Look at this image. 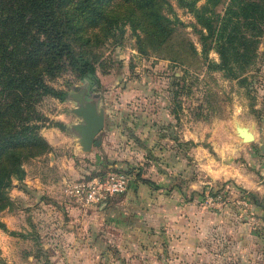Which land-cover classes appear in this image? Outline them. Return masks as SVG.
Returning <instances> with one entry per match:
<instances>
[{"label": "rangeland", "instance_id": "rangeland-1", "mask_svg": "<svg viewBox=\"0 0 264 264\" xmlns=\"http://www.w3.org/2000/svg\"><path fill=\"white\" fill-rule=\"evenodd\" d=\"M166 2L171 30L164 40L118 24L83 31L84 41L73 43L99 83L65 72L49 84L70 99L38 102L46 119L41 136L62 121L69 127L59 129L65 141L51 147L52 157L27 159L23 178L12 181L0 212V264H264V28L255 57L231 79L207 68L217 55L203 54L183 4L203 0ZM78 92L103 115L99 144L88 151L70 127L81 122L71 111ZM236 127L255 138L242 141ZM157 166H165L163 179ZM239 168L261 180L260 192L233 183ZM107 172H122L128 184L101 204L79 206L62 191L64 180ZM216 194L218 203H203Z\"/></svg>", "mask_w": 264, "mask_h": 264}, {"label": "trees", "instance_id": "trees-1", "mask_svg": "<svg viewBox=\"0 0 264 264\" xmlns=\"http://www.w3.org/2000/svg\"><path fill=\"white\" fill-rule=\"evenodd\" d=\"M223 1L203 0L199 7L183 4L194 18L201 51L217 55V62L208 61L207 68L240 79L256 55L264 0L220 4ZM165 4L166 0H0V212L10 203L12 181L24 176L23 163L51 150L39 133L46 119L37 104L45 96L70 98L66 89L49 82L69 72L77 80L99 83L93 62L73 43L84 41L83 31H107L118 24L164 40L171 30V20L162 12ZM65 86L72 88L69 82ZM54 126L65 128L61 123ZM135 178L158 188L138 174Z\"/></svg>", "mask_w": 264, "mask_h": 264}, {"label": "built area", "instance_id": "built-area-1", "mask_svg": "<svg viewBox=\"0 0 264 264\" xmlns=\"http://www.w3.org/2000/svg\"><path fill=\"white\" fill-rule=\"evenodd\" d=\"M128 184L126 175L120 172H107L104 176H92L87 179L64 180L63 193L72 198L79 206L101 204L108 196L123 192ZM220 196H205L203 203L207 206L218 203Z\"/></svg>", "mask_w": 264, "mask_h": 264}, {"label": "water", "instance_id": "water-1", "mask_svg": "<svg viewBox=\"0 0 264 264\" xmlns=\"http://www.w3.org/2000/svg\"><path fill=\"white\" fill-rule=\"evenodd\" d=\"M78 90V87H74L73 90ZM71 95L69 94V98ZM73 98L77 102V106L72 108L71 111L81 122L72 124L70 127L77 133V144L83 151H88L91 146H97L99 141L96 139L97 133L101 130L103 125V115L97 111L94 103L89 101H82L83 92H78L77 95H73ZM237 135L242 141H252L253 135L245 127H236ZM264 229V215L261 217Z\"/></svg>", "mask_w": 264, "mask_h": 264}, {"label": "crops", "instance_id": "crops-1", "mask_svg": "<svg viewBox=\"0 0 264 264\" xmlns=\"http://www.w3.org/2000/svg\"><path fill=\"white\" fill-rule=\"evenodd\" d=\"M68 100V99H67ZM61 117V116H59ZM61 119V118H60ZM59 121H62V120H59ZM65 127L68 126L69 127V124H66L65 121H62L61 122ZM48 130H46V132H43V137L44 139L47 141V143L53 148L55 146H60L62 145L61 142L62 141H65L64 139V134L62 131L59 130V128L57 127H50V128H47ZM252 135L253 137L255 138V133L252 132ZM193 151H195V149H193ZM48 157H52V153L51 151L47 153ZM158 167V170L160 171V174L157 175L156 178L158 179H163V177H165V171L166 170H163V168L165 166H157ZM163 167V168H161ZM179 166H173L172 168H178ZM190 166H187V169H189ZM260 169L262 170H259V174L260 175H263L264 174V164L262 166H260ZM251 171V170H250ZM207 172V171H206ZM246 172V173H245ZM207 175L211 176V172H207ZM234 176L238 175L237 178H233L234 176H231L232 180H233V183L235 185H237L239 188H245L247 191H251L254 193V191H258L260 192L261 191V184L258 183V180L259 182L261 181L260 179H257V178H253L252 176H250V172L249 171H246L244 168H239V171H235V173L233 174ZM212 177V176H211ZM33 181H36V179L34 178ZM209 181V180H208ZM24 182H28V181H24ZM203 182H207L206 180H203ZM37 183V182H35ZM157 185L158 182H156ZM209 183V182H208ZM36 185H34L35 187ZM193 186V185H192ZM38 187V186H37ZM63 187V185H62ZM257 192V193H258Z\"/></svg>", "mask_w": 264, "mask_h": 264}]
</instances>
